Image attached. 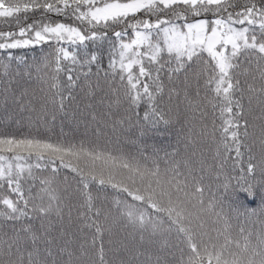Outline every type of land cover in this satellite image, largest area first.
Listing matches in <instances>:
<instances>
[{"label": "snow or ice", "instance_id": "1", "mask_svg": "<svg viewBox=\"0 0 264 264\" xmlns=\"http://www.w3.org/2000/svg\"><path fill=\"white\" fill-rule=\"evenodd\" d=\"M0 18V94L46 129L0 131V264H264V0H0ZM49 41L43 69L11 51ZM46 69L35 112L13 81ZM70 113L79 141L51 134Z\"/></svg>", "mask_w": 264, "mask_h": 264}, {"label": "trees", "instance_id": "2", "mask_svg": "<svg viewBox=\"0 0 264 264\" xmlns=\"http://www.w3.org/2000/svg\"><path fill=\"white\" fill-rule=\"evenodd\" d=\"M39 18V14H37V19ZM49 20L50 21H57V22H65V23H71V21L67 20L64 16L60 15V14H56V13H50L49 14ZM32 20L29 19L28 21L24 22V23H31ZM9 25L5 22H3V18H0V29H3L5 31L9 30ZM12 29H15V25H12ZM119 30V29H116ZM114 39V38H113ZM51 45V47H50ZM61 46L65 47V48H69L70 44L69 42H61ZM56 47L55 42L49 41V42H45L42 44H36V45H30L27 48H21V49H15V50H11L13 51V53L21 58H23L24 60L27 61L28 65L30 67H32L33 69H35V67L37 65H39L42 69H43V63H44V59L46 56L49 55L50 52H53V49ZM97 47L103 48L105 55H104V62H105V67L107 66V61H108V49L110 47V45L108 44V42L105 41H98L96 45H91L90 44V48L91 49H95ZM67 63V62H65ZM53 68L55 67V65L53 64L52 66ZM13 70H17V65L13 64L12 65ZM20 68H23V65H20ZM255 66H253V70H254ZM45 72H47V76H45ZM54 73L51 71V69H46L43 70L40 73L35 72V70H33L32 72V76L31 79L28 78L27 74L24 75L23 78H20L19 76H17L16 80L13 81V87H15V92H16V100L20 101V95L21 92L25 93L24 97H23V104H28L29 101L32 102V107L35 109V112H39L40 109L43 106V98L47 95L50 96L52 92H55L56 89L55 88H50V85L52 83H54V81H52L50 79V77L53 75ZM38 76H42L44 77L43 80L41 79H37ZM247 78L248 82L250 84H253V86L258 90L260 87V83H259V76L258 74L256 75V79L255 81H253L251 76L245 77V76H241V82L243 83L244 79ZM61 82L65 79V76L63 73L60 74L59 78H58ZM45 80L47 82H45ZM18 83V87L16 86ZM202 95L203 90H202ZM59 98L57 97V100ZM243 103L245 105V108L248 107V99L247 96L245 97V99L243 100ZM77 106L82 107L81 104V99L79 96H77L76 100L74 101L72 108H76ZM49 109L51 108V104L49 103L48 105ZM252 115L253 117H258L260 115L259 112V108L257 106V103L255 100H253L252 103ZM6 110L7 113L9 114H16L18 115L19 113H23V115L25 116V122L23 126L20 125H16L12 122L11 119L7 118L6 115ZM209 117L207 118V123L209 125V128H211L212 126V119L213 116L211 114V108L209 106ZM35 112H32V116H33V120L35 121ZM218 117V113L216 114ZM29 116V112H25L23 111V108L20 107L19 103H14L12 98H11V89L9 91V97L7 98V100L5 99L4 95L0 94V131H5V132H17V129L19 128L20 131L27 133L29 131V128H31L32 132L34 133L36 131L37 128H39L40 132L43 134L46 129L43 125L42 122L40 123H33L32 125H28L27 123V117ZM221 123V121L217 118L216 119V124L219 125ZM255 123L259 124L260 121L256 120ZM51 134L53 136H57L61 133V131L64 133V135L68 138L74 139L75 141H79L80 139L83 138L84 134H85V127H84V121L80 120L77 122H74L71 118V113L69 114V116L66 118L64 117L63 114H58L56 121H55V125L51 126ZM251 131V129H249ZM176 131H179V125L176 126V130L175 131H164L163 128L161 129L160 132L155 133V140L156 142L162 144L163 146H167L169 143L171 144H175L178 137L176 135ZM88 135L90 136V131L88 133ZM217 136H219V133H217ZM171 150V149H169ZM181 150L183 151V144H181ZM161 155H163V153H161Z\"/></svg>", "mask_w": 264, "mask_h": 264}]
</instances>
